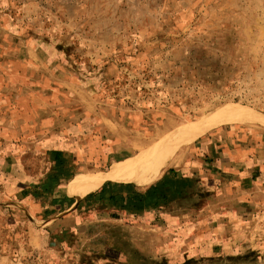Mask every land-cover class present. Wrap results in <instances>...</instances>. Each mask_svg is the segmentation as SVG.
<instances>
[{
	"label": "rangeland",
	"instance_id": "1",
	"mask_svg": "<svg viewBox=\"0 0 264 264\" xmlns=\"http://www.w3.org/2000/svg\"><path fill=\"white\" fill-rule=\"evenodd\" d=\"M8 36L13 46L36 43L42 73L70 85L65 123L84 106L77 173L107 172L228 106L264 119V0H0V43ZM244 130L264 134V123L229 122L181 146L148 186L171 178L149 210L93 201L72 217L45 211L48 197L35 208L29 190L0 178V264H264L262 236L232 216L223 181L210 173L217 152L247 140ZM32 140L15 145L36 175L44 139Z\"/></svg>",
	"mask_w": 264,
	"mask_h": 264
},
{
	"label": "crops",
	"instance_id": "2",
	"mask_svg": "<svg viewBox=\"0 0 264 264\" xmlns=\"http://www.w3.org/2000/svg\"><path fill=\"white\" fill-rule=\"evenodd\" d=\"M2 23L6 22L2 20ZM13 39L15 37L8 36L4 43H0V138L5 147L2 152L0 150V178L6 181L5 186L12 188L11 191H16L20 186L24 188L19 194L29 190L24 198L28 200L27 203H34L35 208L44 210L42 204L48 197L51 204L45 211L68 213L76 217L84 208L94 206L93 200L87 199L90 195L75 198L66 193L69 183L82 174L77 173V163L80 164L86 158V153L80 147L87 136L84 106L78 104L73 121L65 123L71 116V101H68V94L63 91L64 87L68 88L70 85L55 83L52 76L49 78L48 74L45 76L42 73L36 43L22 44L19 41L13 46ZM46 69L51 71L48 67ZM240 134H246L247 140L238 141L237 138L236 143L230 141L226 156L217 152L216 147L221 167L214 164L216 168L212 166L210 173L212 172L214 179L217 177L223 181V202L232 208V216L238 214L240 218L249 219L256 233L262 236L264 244V134L255 130H244ZM28 139L31 140L27 141ZM32 139L36 140V144L38 139H44L40 147L46 166L37 173L33 172L36 175L30 174L23 167L17 157L24 151L19 153V145H15L23 140L21 146L26 149L25 143L34 142ZM12 154H15L12 156L15 157L14 163L6 165L7 157ZM58 154L62 156L57 158ZM169 179L159 190L166 191ZM125 184L130 183L106 181L94 191L95 201L106 208L112 204L116 210L123 206L128 210L138 207L149 210L151 197L145 193L150 187L136 190ZM61 188L63 194L57 195ZM156 193L160 192H154Z\"/></svg>",
	"mask_w": 264,
	"mask_h": 264
},
{
	"label": "bare ground",
	"instance_id": "3",
	"mask_svg": "<svg viewBox=\"0 0 264 264\" xmlns=\"http://www.w3.org/2000/svg\"><path fill=\"white\" fill-rule=\"evenodd\" d=\"M258 113V112H257ZM229 122H262L264 119L252 111L228 106L212 117L204 118L197 125H189L170 138L154 146L141 147L139 154L125 161L116 162L111 170L98 174L82 173L72 180L66 193L70 197L83 198L97 190L106 181L135 184L146 189L153 184L170 165V160L178 149L195 142L207 132ZM73 199V198H72Z\"/></svg>",
	"mask_w": 264,
	"mask_h": 264
},
{
	"label": "trees",
	"instance_id": "4",
	"mask_svg": "<svg viewBox=\"0 0 264 264\" xmlns=\"http://www.w3.org/2000/svg\"><path fill=\"white\" fill-rule=\"evenodd\" d=\"M57 156V158L58 157H60V156H62L61 154H58V155H56ZM60 173V172H59ZM161 182L160 183H158V184H156L155 186H153V187H151V188H149L148 190H147V192L145 193V195L146 196H150L151 198H150V200L151 199H153V198H156L157 200H158V202H161L162 201V199L163 198H166V191H161V190H159V188L161 187ZM169 187H167L166 188V190L168 189ZM160 192V193H156V194H154V192ZM95 198L96 197H94V195H90L87 199H89V200H93V201H95ZM92 201V202H93ZM156 201V200H155ZM140 202V201H139ZM114 205V204H113ZM105 207V206H104ZM109 207H114V206H112V204H111V206H109ZM124 207V206H123ZM108 208V207H107Z\"/></svg>",
	"mask_w": 264,
	"mask_h": 264
}]
</instances>
